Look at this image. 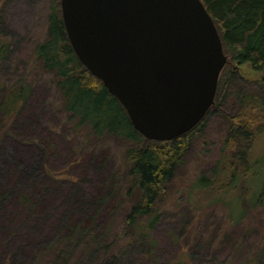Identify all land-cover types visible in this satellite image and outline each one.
<instances>
[{
    "label": "rangeland",
    "instance_id": "rangeland-1",
    "mask_svg": "<svg viewBox=\"0 0 264 264\" xmlns=\"http://www.w3.org/2000/svg\"><path fill=\"white\" fill-rule=\"evenodd\" d=\"M51 1L0 0V58H4L0 62V97L17 80L31 86L20 112L0 133V184H9L19 171V189L31 191L35 185L32 194L39 201L30 214L11 202L0 210V264L6 258L11 264L30 263L37 247L44 246L63 226L62 220L78 218L75 214L66 217L68 208L106 193L113 179L117 184L107 203L117 205L111 219L119 224L113 232L126 212L124 206L134 200L127 194L131 179L128 143L114 135L89 138L88 129L70 125L62 112L56 77L37 59L35 47L48 37ZM228 65L238 66L245 81L227 77L229 84L218 100L220 108L215 106L219 111H210L202 121V131L190 140L184 163L160 200V221L151 232L157 245L146 251V264H171L182 258L187 262L178 264H244L249 257L250 264H255L264 256V205L250 209L240 223H231L232 197L237 192H241L239 197H248L244 193L249 188L246 180L230 189L232 165L230 154L224 153L230 127L226 117L244 113L238 111L243 93L264 91V72L255 71L250 63ZM258 80L262 86L255 84ZM36 138L54 141L56 148L44 153L24 141ZM263 145L259 143L258 152ZM45 167L59 178L70 175L69 181L43 191L42 187L53 182L44 175ZM202 175L216 185L196 188ZM220 192L229 193L220 200ZM99 213L93 215L104 220L107 210ZM52 258L44 256L38 264H52Z\"/></svg>",
    "mask_w": 264,
    "mask_h": 264
},
{
    "label": "trees",
    "instance_id": "trees-1",
    "mask_svg": "<svg viewBox=\"0 0 264 264\" xmlns=\"http://www.w3.org/2000/svg\"><path fill=\"white\" fill-rule=\"evenodd\" d=\"M203 2L217 23L225 52L230 57L228 64L250 63L255 71L264 72V0ZM50 7L48 37L36 45L35 52L39 57L37 59L42 62L46 71L56 77L62 112L68 116L70 125L76 129H88L89 138L114 135L128 143L126 155L130 161L131 179L127 194L134 200L124 206L126 212L121 215L120 226L113 232L115 224H119V220L111 219L117 205H107L117 184L113 179L106 193L99 194L79 206L76 204V207L68 208L65 216L73 218L75 214L78 218L62 220L63 226L58 227L52 239L44 246L37 247L32 261L28 264H38L44 256H52V264H146V254L157 245V239L151 232L160 221V200L183 165L190 140L202 131V122L190 132L172 140L145 139L136 130L119 100L75 54L61 16L60 0H52ZM3 59L0 58V62ZM230 66L232 65H228L229 70L224 68L221 72L215 105L211 111H219L215 106H220V94L229 84L227 77L244 80L237 71L238 66ZM258 81L255 84L262 86L260 80ZM30 92L31 86L22 80H17L8 91L3 92L0 97V133L7 130L6 127L20 112V107ZM238 111L242 114L226 117L230 121V127L224 141V153L230 154L227 156L230 157L232 165L229 175L230 189L246 180L249 189L244 193L248 197H239L241 192H233L236 196L230 201L232 224L240 223L250 209L264 205V145L262 151L258 152L259 143H264V125L260 124L264 122V91L243 93ZM24 141L31 147L34 145L36 149L42 148L44 153L56 148V143L49 139ZM44 175L53 181L42 187L45 192L59 187L58 185L64 186L63 181L70 179V175L59 178L53 169L47 167ZM214 184L215 182H209L202 175L195 185L203 190ZM34 187L36 188L35 185ZM34 187L31 191L19 189L18 171V175L13 176L9 184H0V210L11 202L27 214L33 212L39 204L32 194ZM134 191L136 195L132 196ZM228 193L220 192L217 197L224 200L223 196ZM244 198L246 201L242 204ZM103 209L107 210V216L104 220H98L99 216L93 215V212L99 213ZM6 260L8 261L5 264H11L9 258ZM182 262L187 260L182 258L180 262L171 264ZM244 264H250V257ZM255 264H264V256H260Z\"/></svg>",
    "mask_w": 264,
    "mask_h": 264
},
{
    "label": "water",
    "instance_id": "water-1",
    "mask_svg": "<svg viewBox=\"0 0 264 264\" xmlns=\"http://www.w3.org/2000/svg\"><path fill=\"white\" fill-rule=\"evenodd\" d=\"M72 48L147 140L178 138L215 105L229 59L203 0H60Z\"/></svg>",
    "mask_w": 264,
    "mask_h": 264
},
{
    "label": "flooded vegetation",
    "instance_id": "flooded-vegetation-1",
    "mask_svg": "<svg viewBox=\"0 0 264 264\" xmlns=\"http://www.w3.org/2000/svg\"><path fill=\"white\" fill-rule=\"evenodd\" d=\"M227 65H228V63H227Z\"/></svg>",
    "mask_w": 264,
    "mask_h": 264
}]
</instances>
